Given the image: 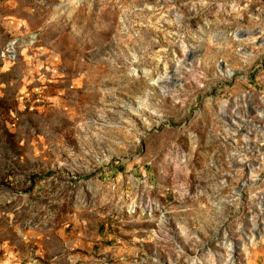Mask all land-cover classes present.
Wrapping results in <instances>:
<instances>
[{
  "label": "rangeland",
  "instance_id": "obj_1",
  "mask_svg": "<svg viewBox=\"0 0 264 264\" xmlns=\"http://www.w3.org/2000/svg\"><path fill=\"white\" fill-rule=\"evenodd\" d=\"M253 93L264 0H0V264H264Z\"/></svg>",
  "mask_w": 264,
  "mask_h": 264
},
{
  "label": "bare ground",
  "instance_id": "obj_2",
  "mask_svg": "<svg viewBox=\"0 0 264 264\" xmlns=\"http://www.w3.org/2000/svg\"><path fill=\"white\" fill-rule=\"evenodd\" d=\"M33 40H34V37H31L30 38V40H29V43H32L33 42ZM225 73H226V75H227V77H230L231 76V71H227L226 72V70H225ZM167 78H168V76H167ZM159 82H161V80L160 79H158V80H155V81H153V83L155 84V85H157ZM253 95V97H256L257 98V100H256V104H258V105H261V106H263L264 107V94H262L261 96L260 95H257V94H252ZM249 108V107H248ZM257 108L258 107H256L255 106V109L257 110ZM257 113L258 114H260L261 115V118H263L264 119V116H262L263 114H264V110H257ZM260 118V119H261ZM262 138H264V137H262ZM261 138V139H262ZM261 142H263V141H261ZM248 149H250V148H246V150H248ZM260 154L258 155V157H257V160H256V162H254L253 163V171H255V172H257V173H259V172H261L263 169H264V150H263V152H259ZM253 171H251L250 172V175L252 176V174H253ZM254 177H256V175H254ZM253 177V178H254ZM257 196H255L254 198H256ZM255 202V205L256 206H259L260 207V205H261V202L260 201H258V202H256V201H254ZM251 210H254V208L251 206V208H250ZM252 214H253V216H254V213L252 212ZM255 218L253 217V220H254ZM251 228H253L254 230H255V228H258L257 226H255L254 225V223H252L251 224ZM260 229V228H259ZM253 232V231H252Z\"/></svg>",
  "mask_w": 264,
  "mask_h": 264
},
{
  "label": "water",
  "instance_id": "obj_3",
  "mask_svg": "<svg viewBox=\"0 0 264 264\" xmlns=\"http://www.w3.org/2000/svg\"><path fill=\"white\" fill-rule=\"evenodd\" d=\"M235 37H236L237 39H240V38H241V36H240L239 34H236Z\"/></svg>",
  "mask_w": 264,
  "mask_h": 264
}]
</instances>
